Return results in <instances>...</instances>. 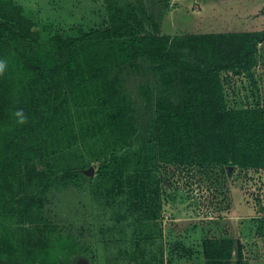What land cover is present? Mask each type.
Listing matches in <instances>:
<instances>
[{
	"label": "trees",
	"instance_id": "16d2710c",
	"mask_svg": "<svg viewBox=\"0 0 264 264\" xmlns=\"http://www.w3.org/2000/svg\"><path fill=\"white\" fill-rule=\"evenodd\" d=\"M106 6L108 25L46 49L30 39L23 21L0 13V61L6 49L16 52L24 70L49 83L39 94L50 97L24 111L30 94L14 93L12 78L0 73V220L7 222L0 229V264H63L53 246L46 261L31 258L28 248L21 257L28 241L22 238L19 248L11 227L39 216L28 233L41 237L37 229L56 227L44 217L43 204L57 180L102 195L107 206L125 207L119 218H136L132 242L142 251V244L161 240L157 222L171 165L188 171L211 164L264 168V106L229 107L221 78L222 71L251 72L264 28L165 37L157 34L154 0H106ZM139 10L154 33H142ZM6 68L11 72V63ZM57 77L55 91L50 81ZM17 104L27 123L17 122ZM90 166L95 175L88 178L84 170ZM234 243L229 236L205 237L207 264H249L241 242L233 262ZM71 248L65 241L61 252ZM120 254L113 264L165 262L162 244L153 248V260L144 252Z\"/></svg>",
	"mask_w": 264,
	"mask_h": 264
},
{
	"label": "rangeland",
	"instance_id": "374dc122",
	"mask_svg": "<svg viewBox=\"0 0 264 264\" xmlns=\"http://www.w3.org/2000/svg\"><path fill=\"white\" fill-rule=\"evenodd\" d=\"M154 1L158 5L156 15L160 23L157 34L165 37L264 28V0ZM0 13L23 21L30 39L41 49L92 27H104L112 19L106 0H0ZM138 15L144 25L142 33H154L140 10ZM4 58L6 66L12 65L11 72L5 68L3 73L12 78L13 92L30 94V105L24 111L39 107L40 101L44 104L50 101V97L39 94L49 83L24 70L25 64L16 52L6 49ZM256 58L257 64L250 73L221 72L229 107L264 106V41L257 45ZM50 84L56 91L58 77ZM16 107L22 110L19 104ZM21 137L24 140L22 134ZM187 167L191 171L179 164L171 165L174 172L163 188L162 220L157 222L162 231L159 242L142 244L144 248L140 251L132 242L136 224L130 223H136V218L132 215H126L127 219L119 218L126 214L125 207L107 206L102 195L88 188L62 186L64 182L57 180L47 191L43 204V215L56 224L54 229H37L42 231L41 237V233H28L35 228L34 223H39L40 216L35 220L27 217L11 223L18 237L15 244L20 248L22 238L28 241L21 246V257L28 248L31 258L44 259L52 252L49 247L53 246L56 261L60 259L63 264H113V256L120 259V253L125 251L135 255L144 252L153 260V248L162 244L164 264H207L205 237L229 236L235 241L233 262L237 244L241 242L249 264H264V168L243 169L221 164ZM84 171L88 178L95 175L93 166ZM5 224L7 222L1 218L0 229L5 228ZM65 241H69L72 248L63 253L61 245Z\"/></svg>",
	"mask_w": 264,
	"mask_h": 264
},
{
	"label": "clouds",
	"instance_id": "9594fccd",
	"mask_svg": "<svg viewBox=\"0 0 264 264\" xmlns=\"http://www.w3.org/2000/svg\"><path fill=\"white\" fill-rule=\"evenodd\" d=\"M6 68V63L3 61H0V73H2ZM15 117L17 118V122L19 124H24L27 123V116L25 115V113L23 112V110H17L14 113Z\"/></svg>",
	"mask_w": 264,
	"mask_h": 264
}]
</instances>
